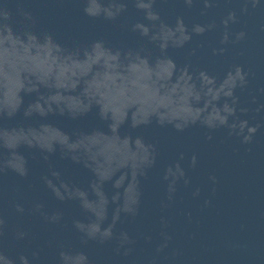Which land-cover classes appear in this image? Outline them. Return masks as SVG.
<instances>
[{"label": "water", "instance_id": "1", "mask_svg": "<svg viewBox=\"0 0 264 264\" xmlns=\"http://www.w3.org/2000/svg\"><path fill=\"white\" fill-rule=\"evenodd\" d=\"M0 264H264V0H0Z\"/></svg>", "mask_w": 264, "mask_h": 264}]
</instances>
